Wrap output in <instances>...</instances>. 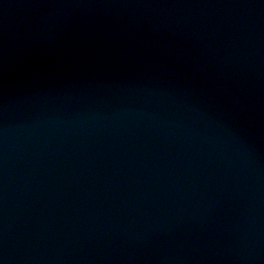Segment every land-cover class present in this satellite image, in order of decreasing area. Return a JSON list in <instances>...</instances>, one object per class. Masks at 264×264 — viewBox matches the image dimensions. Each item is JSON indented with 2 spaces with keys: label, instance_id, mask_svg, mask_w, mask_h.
Instances as JSON below:
<instances>
[{
  "label": "water",
  "instance_id": "water-1",
  "mask_svg": "<svg viewBox=\"0 0 264 264\" xmlns=\"http://www.w3.org/2000/svg\"><path fill=\"white\" fill-rule=\"evenodd\" d=\"M0 264H264V0H0Z\"/></svg>",
  "mask_w": 264,
  "mask_h": 264
}]
</instances>
